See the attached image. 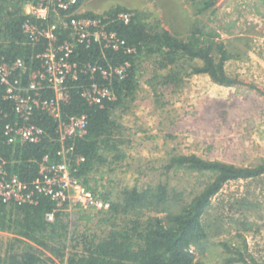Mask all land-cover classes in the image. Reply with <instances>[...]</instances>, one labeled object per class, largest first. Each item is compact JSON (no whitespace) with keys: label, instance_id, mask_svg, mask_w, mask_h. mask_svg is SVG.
<instances>
[{"label":"trees","instance_id":"trees-1","mask_svg":"<svg viewBox=\"0 0 264 264\" xmlns=\"http://www.w3.org/2000/svg\"><path fill=\"white\" fill-rule=\"evenodd\" d=\"M26 0H0V57L10 63L17 57L27 63L35 52L44 47V42L32 47L26 43L21 31V24L26 18L23 15L22 3ZM83 0H77L75 7ZM217 0H190L194 19L189 23L186 36L152 25L134 11L127 23L112 21L106 28L115 31L124 40L125 46L135 47L136 54H128L123 49H101L97 43L85 48L80 45L74 51V59L79 64L97 62L107 65L108 59L113 64L130 62L125 78L105 80L99 73L79 74L76 81H71L70 100L62 106L64 114H85L87 127L83 134L73 140L75 151L85 161L79 167L77 175L85 177L96 163H103L100 150L114 149L111 143V132L115 126L112 112L125 100L134 98L139 89L137 74L139 57L152 56L155 63L154 73L147 83L156 91L158 85L179 87L185 78L194 74L205 73L212 81L230 86L242 83L229 76L224 63L232 58L227 45L220 40V32L205 23L200 17L214 15ZM74 7V8H75ZM131 10L117 6L109 10L110 15ZM132 12V11H131ZM93 16L94 13L86 12ZM105 57L103 58V54ZM35 66H39L34 59ZM164 72L160 73L159 71ZM96 81L109 86L114 100H104L102 104L90 103L82 95L83 88ZM153 82H156L155 84ZM4 88L0 85V155L7 161L8 170L15 172L22 181L30 182L38 176L39 162L42 157L54 153L56 149L57 123L43 110H36L31 122L43 128L45 135L37 143H6L3 127L14 121L11 103L3 99ZM64 115V116H65ZM168 170L196 172L206 174L205 186L189 201H184L183 193L168 190L165 185H157L155 190L148 187H133L122 192V198L110 201V208L103 212L101 221L111 223L120 219L122 224H115L105 236L81 235V241L71 238L82 247L81 253H72L66 264H203L196 258V249L202 247L207 232L202 222V214L210 206L212 197L223 185L231 180L254 179L264 175V161L254 167H239L218 160H206L195 154H177L169 158L165 166ZM110 200V198L102 197ZM55 205L48 197L37 195L34 203L7 205L0 198V231L9 232L15 242H10L4 254L0 251V264H49L50 254L63 256L64 241L68 239L67 224L60 213L55 214L53 221L46 219V214ZM162 212L163 216L147 215L143 209ZM176 207V208H175ZM101 214V213H100ZM244 229H248L246 223ZM18 248V250H15ZM44 250V251H43ZM244 261L241 253L227 261Z\"/></svg>","mask_w":264,"mask_h":264},{"label":"rangeland","instance_id":"rangeland-1","mask_svg":"<svg viewBox=\"0 0 264 264\" xmlns=\"http://www.w3.org/2000/svg\"><path fill=\"white\" fill-rule=\"evenodd\" d=\"M189 3L83 0L79 12L110 15L109 10L125 7L149 24L186 36L194 19ZM200 19L216 28L228 52L236 55L228 67L240 69L243 83L224 87L191 75L175 88L153 82L155 91L147 83L154 73L153 57L140 56L139 89L134 98L125 100L111 114L114 149L102 148L100 154L106 160L96 163L88 173L87 185L99 197L116 200L122 198L125 189L155 190L160 184L182 192L183 203L189 201L202 190L208 176L166 169L169 158L177 154H195L239 167H254L264 161V0H217L214 15ZM150 209L143 211L164 215ZM102 217V213L68 208L61 215L68 229L63 256L43 250L44 257L52 258L48 263L66 264L72 253H81V244L76 245L71 238L81 241V235L105 236L115 224H122L120 219L114 225L104 223ZM201 218L207 237L195 251L197 260L203 264H264V175L226 182ZM244 223L248 229L243 228ZM0 232L2 255L10 242L19 246L11 233ZM239 252L245 262L227 261L238 257Z\"/></svg>","mask_w":264,"mask_h":264},{"label":"built area","instance_id":"built-area-1","mask_svg":"<svg viewBox=\"0 0 264 264\" xmlns=\"http://www.w3.org/2000/svg\"><path fill=\"white\" fill-rule=\"evenodd\" d=\"M76 3L77 0H26L22 3L26 18L21 31L27 44L35 47L44 42V47L32 54L28 63L21 57L10 63L0 57L3 99L11 103L15 115L14 121L3 127L6 143L41 141L45 135L43 128L31 122L38 109L47 112L57 123L56 149L42 157L38 176L32 181H22L15 172L9 171L7 161L0 155V198L7 205H21L34 203L37 195L46 196L55 205L46 214L48 221L71 207L96 213L110 208V201L99 197L77 175L85 158L75 151L73 140L85 131L87 117L65 115L62 106L70 100V82L76 81L79 74L99 73L105 80H121L126 77L130 62L113 64L105 59L106 66L97 62L79 64L73 60L74 51L80 45L88 48L97 43L103 50L123 49L128 54H136L135 47H126L115 31L106 28L112 21L129 22L133 12L89 16L79 12L80 6L76 8ZM34 59L39 66H35ZM82 95L96 104L115 99L109 86L96 81L83 88Z\"/></svg>","mask_w":264,"mask_h":264},{"label":"crops","instance_id":"crops-1","mask_svg":"<svg viewBox=\"0 0 264 264\" xmlns=\"http://www.w3.org/2000/svg\"><path fill=\"white\" fill-rule=\"evenodd\" d=\"M232 56H236L235 54H232ZM240 57H241V55H240ZM232 58H230V59H228L227 61H225V63H224V69H225V71H226V73L229 75V76H231V77H235V78H237V79H239L240 80V69H236V68H233V70H231V69H229V60H231ZM244 71V70H243ZM194 77H202V78H205V79H207V80H209V81H211V82H213L214 84H216V85H220V86H224V87H231V86H234V85H230V86H226V85H222V84H218V83H215L214 81H212V79L207 75V74H205V73H200V74H194L193 75ZM241 81V80H240ZM252 81V80H251ZM242 83H243V81H241ZM254 83H256V82H254ZM239 84H241V83H239ZM1 233V232H0Z\"/></svg>","mask_w":264,"mask_h":264}]
</instances>
